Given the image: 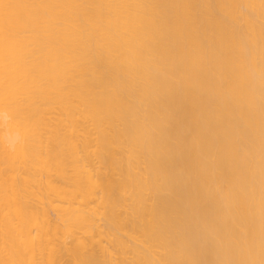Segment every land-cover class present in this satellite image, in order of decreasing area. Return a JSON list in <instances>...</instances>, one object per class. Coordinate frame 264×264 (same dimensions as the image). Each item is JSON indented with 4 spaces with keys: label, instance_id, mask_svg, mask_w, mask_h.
<instances>
[{
    "label": "bare ground",
    "instance_id": "1",
    "mask_svg": "<svg viewBox=\"0 0 264 264\" xmlns=\"http://www.w3.org/2000/svg\"><path fill=\"white\" fill-rule=\"evenodd\" d=\"M0 264H264V0H0Z\"/></svg>",
    "mask_w": 264,
    "mask_h": 264
},
{
    "label": "clouds",
    "instance_id": "2",
    "mask_svg": "<svg viewBox=\"0 0 264 264\" xmlns=\"http://www.w3.org/2000/svg\"><path fill=\"white\" fill-rule=\"evenodd\" d=\"M9 116L7 111L0 110V127H4L8 124ZM2 140L8 147L15 148L21 142V133L16 130L9 131L6 135L0 136Z\"/></svg>",
    "mask_w": 264,
    "mask_h": 264
}]
</instances>
